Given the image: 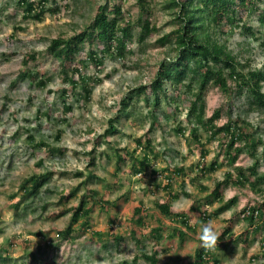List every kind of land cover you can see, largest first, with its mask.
<instances>
[{
    "label": "rangeland",
    "instance_id": "1",
    "mask_svg": "<svg viewBox=\"0 0 264 264\" xmlns=\"http://www.w3.org/2000/svg\"><path fill=\"white\" fill-rule=\"evenodd\" d=\"M19 1L0 0V254L9 257L4 262V256H0V264H149L143 257L134 260L141 251L131 238V220L137 208H141V214L149 215L148 232L151 228H162L161 246L167 248L173 243V251L160 253L159 264L167 261L174 264L176 255L181 258L182 264H192L205 237L215 239L227 226H230L231 233L225 242L229 247L217 252L222 264H264V221L256 225L259 230L256 231L240 214L245 206L257 203L264 196V185L262 192L249 186L226 187L223 201L238 195V202L212 220L204 222L199 219L198 212L190 211L192 205H203L216 182L232 169L223 164L213 173L205 174L197 181L191 180L197 176V163L202 160L197 141L191 138L186 117L191 95L178 98L175 90L169 86L168 92L171 97H177V102L167 104L164 101L157 110L158 118L153 120L148 114L150 107L145 94H135L129 102L132 110L130 121L117 123L119 133L103 138L121 99L129 96L133 89L148 83L155 76L159 63L172 52L170 43L165 47L157 43L158 38L175 26L167 0H148L153 9L151 17L159 32L152 34L144 43H138L135 37L131 46L135 51L124 60L107 57L101 71L91 63L83 68V73L103 79L98 84L91 81L93 89L89 101L78 100V94L83 93L82 88L75 94L70 92L63 95L62 88L68 84L60 73V61L47 49L52 39L71 38L88 27L105 0H56L58 11H47L42 20L25 18ZM120 2L124 19L136 21L140 12L138 0L117 1ZM47 6L56 7L52 0L48 1ZM261 8L264 10V0ZM260 18L259 11L249 17L248 24L253 28L254 39L248 37L244 29H238L227 42L242 62H248L253 68L264 65V24ZM138 32V25H135V34L138 35ZM217 37L225 41L226 36L219 32ZM94 45L98 50L104 48L99 42ZM90 50L88 42L85 43L77 60L88 56ZM33 54L35 57H30ZM28 70L35 75L21 78V72ZM42 74L49 78L46 86L37 83ZM71 74L68 71L69 77ZM66 102L73 106V111L67 114ZM230 103L233 104L231 109ZM204 104L205 117L211 116L218 108L223 109L222 117L217 120L219 125L227 122L230 116L236 118L240 114L249 122L260 124L261 130L264 128V111L250 110V98L246 94L231 97L218 86L210 85L204 95ZM175 107L183 111L177 113ZM164 112H168L171 119L166 118ZM178 124L187 131L178 133ZM152 125L150 139L155 151V157L151 155L154 167L162 169L183 165L189 174L177 177L172 190L180 194L173 203L174 210L194 216L190 221L191 230L180 221L164 216L155 207V202L165 199L167 193L159 189L154 194L149 190V185L156 186L163 182L161 174L155 175L149 169L146 174L133 175L134 160L130 158L117 169L114 151L117 149L123 154L128 150L131 155L141 158L144 150L134 152V139L144 136ZM201 132L202 142L209 151L206 159L209 164L220 154L221 148L218 140L208 141L207 134ZM58 133H61L59 140ZM30 136L34 137L35 142L31 141ZM105 140L113 142L116 149L112 150ZM40 141L63 148L64 153H50L41 146ZM91 157H95L96 164L90 166ZM223 159V155H220L219 160ZM40 162L41 165H38ZM251 164L252 160L246 153L236 162V166ZM77 171H83L85 176L76 177ZM47 172L52 174L39 195L27 197L16 210L14 202L23 197L20 186L24 180ZM89 173L98 179L80 187L76 196L61 201L62 195L79 186ZM200 184L207 186V190L200 189ZM93 190L104 195L112 203L111 206L103 210L100 203L96 204L90 216V231L73 243L62 241L58 231L68 225L71 213L59 217H55V213L78 205L85 194L93 197ZM124 194L128 196L127 200L124 197L118 199ZM220 203L216 202L210 207V212L216 210ZM113 224L116 225L114 234L124 238L121 245L109 237ZM203 228L209 231L205 233ZM40 231H48V240L54 243L46 246L44 239L37 235ZM178 231L186 234L184 242ZM89 232L101 235L91 237ZM243 232L247 233L246 240ZM142 241L150 252L154 240L146 237ZM254 257L255 261L252 260Z\"/></svg>",
    "mask_w": 264,
    "mask_h": 264
},
{
    "label": "trees",
    "instance_id": "2",
    "mask_svg": "<svg viewBox=\"0 0 264 264\" xmlns=\"http://www.w3.org/2000/svg\"><path fill=\"white\" fill-rule=\"evenodd\" d=\"M49 0H20L19 6L24 11V17L42 20L47 11L57 12L59 7L56 0H52L55 8L47 6ZM118 0H105L98 8V12L93 19V22L82 30L80 33L71 38H55L51 40L47 51L60 61V73L64 75L67 87L62 88L64 96L73 92L77 93L79 88H82L83 93L78 94V100L89 101L92 95L91 81L94 84L102 82V78H93L86 72L83 73V68L93 64L98 71H101L104 66L105 59L111 57L114 59L124 60L129 53L135 50L132 46L135 37L138 38V43H144L152 34L159 32V27L153 22L151 8L148 0H138L139 16L136 21L132 19H124L123 5L117 3ZM263 0H167L168 8L172 9V22L174 28L167 34H164L157 39V43L165 47L168 43L172 46V52L163 59L158 66L155 76L148 82L144 83L139 88L133 89L129 96L123 97L119 102L117 112L109 121V126L103 134V138L107 139L110 135L119 133L120 128L117 123L122 124V121H130L132 110L129 107V102L133 100L135 94H145V100L150 107L148 114L152 119L158 118L157 110L162 103L167 104L177 102L176 98H186L191 95L189 109L187 110V120L190 124L191 138L197 141V147L200 149L202 160L197 163V176L191 178L192 181H197L205 174L213 173L223 164H227L232 169L225 172V177L216 182L212 190L207 194L205 203L201 206L192 205L191 212H198L199 219L206 222L217 218L224 211L234 207L238 202V195L223 201L225 189L231 185L240 188L249 186L259 192H262L264 185V128L261 130L260 124L256 125L242 118L239 114L236 118H229L223 125H219L217 120L223 115V109L218 108L214 113L205 117L204 95L210 85L218 86L231 97L234 94H246L250 98V110L264 111V65L262 68H253L248 62H242L238 54H235L229 47L228 41L238 29H244L245 33L254 39L255 34L253 28L248 24L249 17L256 11L261 12V22L264 24V10L261 8ZM111 3L113 7L110 8ZM136 23V24H135ZM135 25H138V35L135 34ZM224 34L225 41H221L218 33ZM251 34V35H250ZM89 44L91 50L88 56L77 60V55L83 49L85 43ZM103 44L104 48L95 49V43ZM30 57H35L34 54ZM68 71H71L69 77ZM38 74V73H37ZM36 74V75H37ZM34 72H21V78L33 77ZM42 78L38 80V84L46 86L49 78L46 74H42ZM38 77V75H37ZM231 81V82H230ZM175 90L177 97L173 98L168 92V88ZM169 88V89H170ZM233 104L230 103V109ZM73 111L72 104L65 103V113ZM177 113L182 112L181 108L175 107ZM173 113H171L172 115ZM166 118L171 119L168 112H164ZM154 123H157L154 121ZM153 125L145 132L144 136L134 139L135 151L144 150L141 158L135 157L126 150L121 154L117 150L113 142H107L110 148L116 149L117 169H120L122 163L133 159L132 174H146L149 169L153 174H161L164 178L163 182L153 186L149 185V190L152 193L163 190L167 194L165 199L155 202V207L166 217L180 221L188 229L191 228V220L193 215L176 211L173 208V203L179 199L180 194L172 190L173 182L179 176H188V172L183 165L176 167H165L158 169L154 167L151 159L155 157V151L151 144L150 134L153 132ZM207 134L208 141L218 140L220 144V154L207 164L206 159L209 151L205 149V144L202 142L201 131ZM176 131L183 134L187 131L177 125ZM61 133H58L57 139H60ZM35 142L34 137H29ZM41 146L49 150L50 153H64V149L51 146L50 144L40 141ZM36 145V144H35ZM246 153L252 160L249 166L238 165L236 162L239 157ZM220 155L224 159L219 160ZM89 164L95 165V157H91ZM263 161V166L261 167ZM41 165V162L38 164ZM262 170H261V169ZM51 172L44 174L33 175L21 184L20 191L23 197L14 202L16 210L23 204L27 197L38 196L40 189L46 184ZM76 177H83V171L75 172ZM98 179L96 175L89 173L79 186L73 188L68 194L62 195V200H68L77 195L80 187L87 186L89 181ZM185 181L183 182V185ZM207 186L200 184V189L207 190ZM93 197L85 194L78 205L72 208L55 213V217L71 213V218L68 225L58 231V237L65 242L73 243L81 235L87 234L90 231V216L96 204L101 205L103 210H108L111 202L106 200L105 196L98 191L93 190ZM128 199L126 194L121 195L118 199ZM15 198V197H14ZM264 200V196L262 197ZM216 202H221L219 207L213 212H210ZM264 207V202H257L250 205V214H246L247 207L240 211V214L245 213L243 219L251 224L254 230L259 231L255 225L263 223L264 216H255L254 212ZM141 208H137L132 217L131 223V238L138 244L141 251L134 258L143 257L149 264H159L160 253L163 251H173V243L164 248L162 242V228H149L147 224L148 214L142 213ZM53 216V217H54ZM115 221H113L114 223ZM78 225L75 226V225ZM115 224L112 225V232L109 237L116 239L118 245L123 243L124 238L114 234ZM77 227V228H76ZM146 229V230H145ZM148 232V234H147ZM48 231H40L37 233L39 237L44 239L45 245L50 246L54 242L48 240ZM182 241L184 242L186 234L183 231H178ZM230 226H227L221 234L215 239H206L200 245L194 255L192 264H222L217 252L219 249H228L229 244L225 242L230 235ZM91 237L101 234L97 232L88 233ZM246 240L247 233L243 232ZM153 239V247L150 252L147 251L145 243L142 239ZM1 257L4 253L0 254ZM256 257V256H255ZM255 257L252 259L255 261ZM4 262L9 259L6 255L3 257ZM126 264V263H123ZM164 264H173V262H165ZM174 264H182L180 257L176 255Z\"/></svg>",
    "mask_w": 264,
    "mask_h": 264
},
{
    "label": "built area",
    "instance_id": "3",
    "mask_svg": "<svg viewBox=\"0 0 264 264\" xmlns=\"http://www.w3.org/2000/svg\"><path fill=\"white\" fill-rule=\"evenodd\" d=\"M258 202L263 203V202H264L263 198H259V199H258ZM249 206H250V205H249ZM249 206H245V207H244V208H246V207L248 208L247 211L245 212L246 214H250V208H249ZM244 208H243V209H244ZM243 209H242V210H243ZM245 213H242V214H241L242 217H244V214H245ZM260 214L264 216V207L261 208V209H258V210H256V211L254 212V215H255L256 217H257V216H260Z\"/></svg>",
    "mask_w": 264,
    "mask_h": 264
},
{
    "label": "clouds",
    "instance_id": "4",
    "mask_svg": "<svg viewBox=\"0 0 264 264\" xmlns=\"http://www.w3.org/2000/svg\"><path fill=\"white\" fill-rule=\"evenodd\" d=\"M203 231L205 232V233H207L208 231H209V229L208 228H203ZM206 239H207V237H205Z\"/></svg>",
    "mask_w": 264,
    "mask_h": 264
},
{
    "label": "crops",
    "instance_id": "5",
    "mask_svg": "<svg viewBox=\"0 0 264 264\" xmlns=\"http://www.w3.org/2000/svg\"><path fill=\"white\" fill-rule=\"evenodd\" d=\"M256 226V225H255Z\"/></svg>",
    "mask_w": 264,
    "mask_h": 264
}]
</instances>
